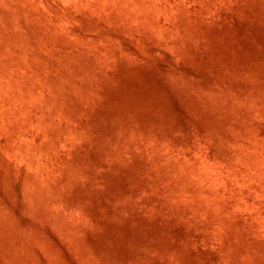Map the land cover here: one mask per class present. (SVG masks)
Instances as JSON below:
<instances>
[{"label":"rangeland","instance_id":"rangeland-1","mask_svg":"<svg viewBox=\"0 0 264 264\" xmlns=\"http://www.w3.org/2000/svg\"><path fill=\"white\" fill-rule=\"evenodd\" d=\"M0 264H264V0H0Z\"/></svg>","mask_w":264,"mask_h":264}]
</instances>
